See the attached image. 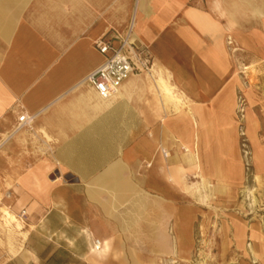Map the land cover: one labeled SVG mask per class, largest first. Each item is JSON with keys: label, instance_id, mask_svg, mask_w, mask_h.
Here are the masks:
<instances>
[{"label": "crops", "instance_id": "1", "mask_svg": "<svg viewBox=\"0 0 264 264\" xmlns=\"http://www.w3.org/2000/svg\"><path fill=\"white\" fill-rule=\"evenodd\" d=\"M131 24L151 70L103 98L82 82L104 60L95 43ZM245 68L264 72V0H0V166L22 243L54 247L21 264L187 260L206 207L194 185L222 198L241 178ZM22 113L34 118L9 139Z\"/></svg>", "mask_w": 264, "mask_h": 264}, {"label": "rangeland", "instance_id": "2", "mask_svg": "<svg viewBox=\"0 0 264 264\" xmlns=\"http://www.w3.org/2000/svg\"><path fill=\"white\" fill-rule=\"evenodd\" d=\"M258 72L263 73L261 77L257 76ZM243 76L246 88L255 94L248 99L242 93L237 96L241 178L237 183H228V190L222 198L217 197L219 190L215 183H210V188H204L208 195L205 213L196 223L194 245L189 258L181 260L173 253L158 264H264V72L245 68ZM255 152L263 157L260 168L254 158ZM235 167L236 165L228 166L230 177L234 176ZM10 168L11 166H0V207L10 206L13 214L15 197L10 193L13 183L7 179V169ZM17 216L25 220L24 211ZM6 230L0 220V257L7 264H10L12 257L10 247L19 253L33 250L41 258L54 248L41 245L40 235L37 234L34 241H31L33 245L23 244L22 235L24 239L26 236L24 232L22 235L21 232L13 233L12 245H9ZM22 253L13 257V264L28 261ZM54 256L56 258V252L51 258ZM38 264L48 263L41 260Z\"/></svg>", "mask_w": 264, "mask_h": 264}, {"label": "built area", "instance_id": "3", "mask_svg": "<svg viewBox=\"0 0 264 264\" xmlns=\"http://www.w3.org/2000/svg\"><path fill=\"white\" fill-rule=\"evenodd\" d=\"M132 30L131 24L126 33L120 36L117 45L102 38L95 43V47L104 56V60L82 82L90 85L103 98L113 95L131 73L151 70L152 56L149 48L135 42ZM33 118L32 115L22 113L17 119L14 130L8 135L9 139L16 132L28 127ZM5 143L6 141L1 142L0 146L2 147ZM100 245L99 240L93 241L95 249H98Z\"/></svg>", "mask_w": 264, "mask_h": 264}, {"label": "bare ground", "instance_id": "4", "mask_svg": "<svg viewBox=\"0 0 264 264\" xmlns=\"http://www.w3.org/2000/svg\"><path fill=\"white\" fill-rule=\"evenodd\" d=\"M151 76V75H150ZM159 86L161 87V89H162V93H164L165 94V96H166V98L167 99H170V100H175V95H174V93L172 92V88H171V86L169 85V84H167L166 83V81L160 76V78H159ZM89 88V87H88ZM94 91V90H93ZM88 92V91H87ZM92 93V92H91ZM96 100V99H95ZM193 128V127H192ZM199 152V151H198ZM197 152V153H198ZM195 157H196V154H195ZM254 158L255 159H257V165H258V168H260V165H261V158H260V155H259V153H257V152H255L254 153ZM199 163H200V161H199ZM200 167H201V165H200ZM200 167H199V169H200ZM200 174V173H199ZM257 177V176H256ZM201 180H202V186L198 183V184H195L194 185V187H195V189H197V191L199 192L200 191V189H202V187H207V185H208V183L206 184L205 182L206 181H204V177H202L201 176ZM256 179V178H255ZM257 181H259V178H257ZM196 182V181H195ZM205 185V186H204ZM200 193V192H199ZM206 199V198H208V195H204V197L202 198V199ZM0 220H2L3 221V223H4V226L6 227V231L8 232V235H7V240H8V243H9V245H12V240H13V233H16V232H21L22 231V225H21V221L20 220H18L17 218H16V216L15 215H13L9 210H8V208L7 207H5V206H1L0 207ZM1 227H3V225L1 226ZM5 231V230H4ZM21 234H23V232L21 233ZM26 235V234H25ZM24 236V235H23ZM5 239V238H4ZM101 243V242H100ZM101 247H102V245H100L99 247H98V249H95L93 246H92V248H91V251L92 252H94V253H96V252H98L100 249H101ZM11 249V251H10V254H11V256L12 257H16V256H18L19 254H21L22 253V251L19 253L18 252V250H15V249H13L12 247H10ZM8 256V255H7Z\"/></svg>", "mask_w": 264, "mask_h": 264}]
</instances>
